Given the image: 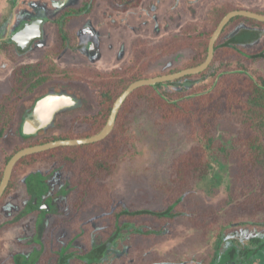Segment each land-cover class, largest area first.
Returning <instances> with one entry per match:
<instances>
[{"label":"trees","instance_id":"trees-1","mask_svg":"<svg viewBox=\"0 0 264 264\" xmlns=\"http://www.w3.org/2000/svg\"><path fill=\"white\" fill-rule=\"evenodd\" d=\"M104 1L122 12L137 8L142 2ZM96 2L97 0H84L85 14L92 13ZM234 10L241 8L230 1L212 3L202 22H187L181 27L178 36L167 37L157 45H150L146 39L136 37L132 41V57L129 64L108 73L89 66L63 70L50 58L36 64L17 66L11 74L10 91L0 99V146L7 130L19 115L22 143L14 148L4 165L0 163V183L6 164L19 150L51 141L83 139L98 134L105 127L116 99L132 83L177 73L202 64L207 58L209 41L214 31L221 20ZM243 23L264 28V23L253 19H231L215 44L214 59L209 68L198 75L175 81L192 80L193 84L213 71L209 83L176 91L163 90V84L138 88L123 103L112 132L104 140L81 146L58 147L21 159L14 167L10 183L0 200V242L4 240L7 232L14 228L16 230L29 219L30 215L19 222L9 223L11 220L6 219L3 214V204L7 198L16 195L14 182L22 177L24 172L36 167H44L47 173L38 180L40 192L26 185L30 198L31 195H42L48 177L55 170L63 172L68 184L63 217L54 219L42 235L41 243L32 246L41 251L36 261L38 264L67 263L66 250L83 248L84 244L90 246L92 228L90 225L84 228L80 221L86 214H91L97 219L101 234L107 230L113 232L116 222L120 226L125 223L135 224L138 234L148 241L155 240L164 229L180 218L186 219L197 231L221 233L226 222H211L206 219L195 221V218L204 215L220 218L233 216L226 212H205L199 202L200 198L194 191L195 185L205 180L208 175L209 150L213 149L218 159L234 163L238 183L247 181L257 187L264 186V75L253 68L258 60L264 59V41L252 48L246 58V49L236 46V38L229 36ZM245 32L246 30L241 29L236 36ZM61 38L67 39L63 28ZM65 49L64 46H53L51 52L58 56ZM182 52H189V58L183 66L157 75L151 73L161 61ZM54 81L81 83L87 86L95 98L96 112L69 119V129L57 137L49 135L56 126H51L37 135H23V116L44 94L59 90V87L52 84ZM165 84L171 85L174 82ZM143 109L151 113L157 126H180L185 140L191 145L190 149L177 157L170 166L169 183L162 188L165 198L161 211L125 208L114 196V187L110 182L120 162L134 157L137 138L132 119L137 111ZM219 136L225 141L231 140V144H222ZM27 208L40 213L36 207ZM144 225L148 227L141 231ZM66 231L72 235H59ZM200 240L210 241V238L201 236ZM3 248L1 242L0 257L5 255ZM144 248L140 245L141 251ZM57 251H60L59 255ZM159 262L161 258L156 256L147 262L138 260V263L142 264Z\"/></svg>","mask_w":264,"mask_h":264},{"label":"rangeland","instance_id":"rangeland-1","mask_svg":"<svg viewBox=\"0 0 264 264\" xmlns=\"http://www.w3.org/2000/svg\"><path fill=\"white\" fill-rule=\"evenodd\" d=\"M224 1H230L240 8L257 10L258 12L264 11V0H143L137 9L129 10L126 13L114 12L102 2H98L94 15L90 19L84 20V23H74L71 26V29L76 31L84 28L85 34L89 33L90 30L92 31L93 36L91 38L87 39L84 36L86 42L93 43L92 51L66 52L56 60V63L63 70L89 66L105 73L117 67L127 66L132 57V41L136 37L146 39L150 45H157L167 37L178 36L181 27L187 22H202L210 4ZM64 2L76 5L79 0H0V39L9 33L21 18L41 15L48 19L44 39L36 43L28 53L20 55L14 48L9 52L0 49V99L10 91L11 74L17 66L36 63L49 54V47L55 34L53 21L58 16L59 9L64 6ZM245 25L244 23L240 27H245ZM233 31L229 36L234 35L235 32ZM263 41L264 30L260 39L249 46L257 45ZM188 58L189 52H182L166 58L156 65L151 73L157 75L179 68L186 63ZM253 68L264 75V59L258 60ZM212 73L213 71L209 72L205 78L196 80L197 82L192 85H187L192 80L174 82L171 85L164 83L163 90H184L195 85L207 84L211 80ZM52 84L61 89H70L83 99L82 107L62 116L55 125L56 127L51 130L49 135L57 137L69 129L67 125H64L69 119L77 115L94 114L97 107L92 92L84 84L61 81H54ZM132 125L137 138L134 146V157L120 162L116 174L110 181L114 187V196L127 209L161 211L164 207L165 198L162 188L169 183L170 166L177 157L187 152L191 145L185 140L184 132L180 126H157L151 113L146 109L135 113ZM219 138L222 144L226 146L231 144V140L225 141L221 136ZM21 143L19 115L7 130L0 146L1 165H4L14 148ZM209 160L208 175L205 180L195 185L194 191L200 198L199 202H201L205 212L209 210L218 214L226 212L233 214V216L220 218L219 216L206 217L204 215L195 218V221L200 222L202 219H206L211 222L217 220L222 221V223L226 222L221 230V232H225L228 230L227 225L233 221H239V218L244 217L243 220L251 222L263 219L264 186L257 187L247 181L246 183L240 181L241 184L238 183L234 163L218 159L213 149L209 150ZM46 173L44 167H36L24 172L22 177L14 182L16 195L4 201L3 214L6 219L11 220L9 223L19 222L22 218L30 215L25 224L6 233L4 240L1 241L5 253L8 252L6 249L10 250L17 246L33 248L34 243H41L42 235L49 228L51 222L56 218L63 217L68 184L60 170H55L50 174L44 185V190L41 192L43 200L40 202L47 204L49 209L37 214L27 208V205L30 204L28 202L30 196L27 193L26 185L40 192V186L37 183ZM33 208H35L34 205L31 209ZM93 218L95 217H92L91 214H86L80 218V221L81 225H85L84 228H88L89 225L92 228L91 241L96 246L100 244L98 237L100 229L98 230L93 225ZM146 227L148 226L144 225L143 229ZM93 232L94 236L92 235ZM205 233L195 230L186 219L180 218L164 229L161 233L163 234L162 237L157 236L153 241H148L141 236L138 237L141 239L139 240L140 245L145 247L143 251L138 248L133 249L128 244L129 240L123 239L120 244H116L110 249L107 254L108 260L103 263L128 264L134 253L137 262L139 259L142 262H147L154 256L173 261L174 254L178 250L188 252L194 239L198 235L199 237L203 236L202 234ZM28 237L31 239L30 241H28ZM17 253L21 254L20 251ZM193 257V253L189 260H184L181 257V263L193 264L195 263ZM36 258L37 256H35ZM3 260L4 258L0 257V263ZM7 262H9V258Z\"/></svg>","mask_w":264,"mask_h":264},{"label":"flooded vegetation","instance_id":"flooded-vegetation-1","mask_svg":"<svg viewBox=\"0 0 264 264\" xmlns=\"http://www.w3.org/2000/svg\"><path fill=\"white\" fill-rule=\"evenodd\" d=\"M66 2L63 3L64 6L59 9L58 11L59 14L53 21V25L55 26V34H54V40L49 47V51H48L49 54L45 56L41 61H43L46 58H50L57 65L56 60L61 58L62 55L65 54L66 52L82 53L85 50L89 52L92 51L91 47L94 46L93 43L86 42L87 40L85 39V38L87 39L91 38L93 36L92 31L90 30L89 33L85 34L84 28L81 29L80 31H76L75 29L72 30L71 26L74 23H79V22L84 23V20L90 19L94 15L95 8L98 2H102L105 6L109 7L114 12H118V13H126L129 10H134L138 8V7L132 8V9L127 10L126 12H122L118 9L110 7L107 4V2L104 0H97L92 13L85 14L84 0H79L78 4L76 5L67 4ZM242 9L264 15L263 14L264 11L258 12L257 10H251L247 8H241V10ZM34 19H41L44 21L43 28H42L43 35H42V38L35 39L31 43V46L27 51L23 52L19 50L15 44L4 40L5 38L15 37L17 34V29L22 23L31 22ZM47 23H48V19L46 17H42L41 15H35L30 18L19 19L17 25H15L14 28L9 33H6L5 36L0 39V49L4 52H9L11 51L12 48H14V50H16L20 55L28 53L36 43L44 39ZM61 28H63L65 32V36L67 37L66 40H63L61 38ZM241 29L246 30V32L244 34H241L240 36H236ZM263 30H264L263 27L261 28L258 26H250L249 24L246 23L245 27H239L234 33L233 37H235L237 41L236 46L246 49V58L249 57L252 48L262 43L260 42L257 45L249 46L252 43L260 39ZM3 45H4V48H2ZM53 46H64L66 49L62 53H60L58 56H54L51 52V48ZM98 52L99 51H97V53ZM41 61H38L36 63H39ZM36 63H32V64H36ZM67 69H71V68H67ZM67 69H64V70H67ZM58 89L59 90L57 91L54 90L47 94H44L42 97L48 94H52V93H59V94L64 93V94H68L78 99L79 104L78 106H75L71 109H66L60 114H58L55 117V120L52 126H55L62 116L68 113L74 112L83 106V99L80 95L71 91L70 89H66V88L64 89L58 88ZM33 106L31 107V109L33 108ZM31 109H29V111ZM25 116L26 114L22 118V123H23V119ZM22 123H21V127H22ZM64 125L69 126L70 121H68ZM41 200H43V195H38V194L33 195V196L31 195V198L28 201L30 202L29 206L31 207L34 205L38 211H47V210L40 209L41 206L47 205L45 203H41L40 202ZM243 219L244 217L239 218V221L231 222L229 225H227L228 230H226L225 232L224 231H222L221 233L209 232V233L202 234L205 239L210 238V241L206 240L202 242L200 240L201 236L199 237L198 235L196 239H194V241L192 242V247L188 249V252H185L184 250H181V251L178 250L176 254H174L175 258L173 261H170L167 258H161V262L159 263H144V264H182L181 257H183L184 260H189L190 255L192 253L194 256L193 259L195 260V263L193 264H264V218L259 219L260 221H257V222L246 221ZM92 220H93V225L96 226V228L99 230L96 219L93 218ZM142 230L143 228H141V231ZM105 232L106 233L104 234H100V233L98 234L99 241H100L99 245L94 246L93 242L91 241V245L89 247L85 246L84 244L83 248L75 247V248L66 250L65 252H67V258H66L67 263H64V264H106L103 262L108 260L107 254L110 251V249L114 245L120 244L121 241H123V239H128L129 240L128 244L129 246H132L133 249L136 250V248H138L140 250L139 240L141 239H138V237H140L141 235L138 234L137 227L135 226V224L125 223L120 226L119 223L116 222L115 230L113 232L110 233L108 230ZM59 235H64V237H68V235H72V234L66 233V234H59ZM92 235L93 236L95 235L94 232L92 233ZM219 235L221 237H219ZM158 236L162 237L163 234H159ZM24 237H27V236H24ZM30 240L31 239L28 237V241ZM137 240H138V243H136ZM34 245H39V243H34ZM6 250L8 252H6L5 255L2 257L4 258V260L0 264H38L36 263V261L39 259L40 252H41L40 249L37 247L26 248V246H17L16 248H11L10 250L8 249ZM18 251H20L21 254H18L17 253ZM57 254L59 255L60 251H57ZM134 254L129 259L130 263L128 264H142V263L137 262L135 258L136 255ZM35 256H37L36 259H35ZM8 258H9V262H7ZM114 264H120V263L118 262Z\"/></svg>","mask_w":264,"mask_h":264},{"label":"water","instance_id":"water-1","mask_svg":"<svg viewBox=\"0 0 264 264\" xmlns=\"http://www.w3.org/2000/svg\"><path fill=\"white\" fill-rule=\"evenodd\" d=\"M235 17H245L254 19L259 22L264 23V15L255 13L248 10H234L228 13L219 23L218 27L214 31L208 46V55L206 60L193 68L185 69L177 73L161 75L149 79H142L132 83L115 101L111 114L105 127L96 135L83 139H73V140H56L51 141L42 145H36L28 147L16 152L8 161L5 166L3 178L0 183V200L2 199L12 177V173L16 164L26 156L33 155L36 153H41L58 147L66 146H81L96 143L104 140L113 130L117 115L126 101L127 97L136 89L151 86L155 87L159 84H164L168 82H175L184 77L191 75H198L205 72L211 65L214 59L215 44L219 37L221 36L225 26L230 22L231 19ZM43 24L44 21L41 19H34L31 22L22 23L18 29L15 37L5 38L7 42L15 44L19 50L25 52L27 51L31 43L35 39L42 38L43 35ZM194 84V83H193ZM187 85H192V83H187ZM79 100L68 94L52 93L40 98L34 104L33 108L26 114L22 123V134L26 136L37 135L43 130L50 128L55 120V117L66 109H71L78 106ZM41 210H48L47 205L40 207Z\"/></svg>","mask_w":264,"mask_h":264}]
</instances>
